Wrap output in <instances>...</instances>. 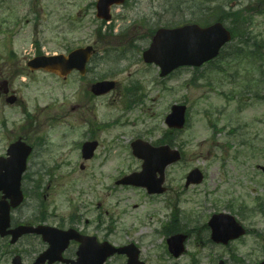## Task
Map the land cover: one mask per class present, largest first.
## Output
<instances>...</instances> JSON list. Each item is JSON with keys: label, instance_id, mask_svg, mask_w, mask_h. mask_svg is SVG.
Returning <instances> with one entry per match:
<instances>
[{"label": "rangeland", "instance_id": "1", "mask_svg": "<svg viewBox=\"0 0 264 264\" xmlns=\"http://www.w3.org/2000/svg\"><path fill=\"white\" fill-rule=\"evenodd\" d=\"M35 1L0 0V69L6 71L9 80L15 81L13 88L19 92V105L24 104V108L34 113L51 99L59 100L55 107L59 111L54 112V109L38 112L35 135L45 134L49 130L52 131L53 140H58L60 135L53 125L60 128V131H65L67 124L73 123L79 132L72 137L77 139L79 133L82 137L86 133V126L92 125L95 120L103 122L114 120L115 117L121 120L117 128L102 134L97 131L92 134L99 138L101 147L90 161L81 158L80 151L71 146L70 139H59V142H55L52 153L48 154L46 150L47 154L43 157L46 162L38 165V168L55 167L60 177L42 179V188L38 189L41 179L28 175L25 194L30 203L21 213L18 212L20 214H16V220L27 222L31 217L34 218L35 208L40 204L35 216L45 212L47 207L51 212H56L55 219H50L49 223L57 226L63 224L60 217L67 220L74 212L75 205L84 202L88 213L80 229L94 233L99 220L97 206L101 204L102 214L108 213L106 219L112 215L113 218L122 220V225H114V243L119 244L127 238H138L142 232L155 235L153 229H144L141 224L149 220L146 216L156 209L160 213L154 218L157 228L167 225L173 218L172 215H175L178 227L185 228L182 232L187 230L196 233L190 234L186 242L188 254L177 261L166 251L168 235L165 231L152 238L148 246L142 244L148 264H219V257L223 255L221 260L236 264L229 258L228 249L206 246L208 231L205 227L211 214L223 211L222 206L227 199L233 198L239 204L246 203L248 207L254 206L253 198L264 200V172L259 168H264V100H256L253 93L243 94V88H236L231 83V78L228 77L234 74L237 64L234 61L217 63L216 67L227 68L226 75L208 68V73L200 78L194 76L197 74L193 71H182L173 79L163 82L158 68L148 66L142 60V53L149 43L144 39L147 37L146 33L159 26H168V22L172 21L171 13L161 3L159 9L152 12L148 10L150 5L147 6L144 0H141L143 11L133 6L127 13L124 8L122 14H126L128 18L138 16L137 22L129 29L130 25H125V20L119 14L121 8L118 7L114 12V33L107 38L110 35L104 34L107 29L103 26L104 35L98 38L96 30L102 24L95 17V8L89 6L96 0H38L37 4ZM229 4V0L208 1V7L219 9L223 6L228 13L242 8L236 7L232 10ZM33 6L35 14L44 23L43 31L38 35L34 32V23L31 20L33 14L25 18ZM152 13L159 16L153 18L155 15ZM145 14H148V18L142 17ZM184 14L187 21H201L189 12L184 11ZM68 17H74L75 29L69 25L64 27ZM16 21L21 22V25L16 27L13 34ZM262 24L263 18H255L254 31L263 32ZM118 34L125 36L117 39ZM37 40L43 42V50L49 55L66 54L67 50L93 45L99 51V67L93 63L88 79L80 85L77 76L63 81L64 84L62 80L46 73H38L31 78L22 77L24 58L30 54L32 44ZM11 51L17 55V59H12ZM121 59L124 60L120 61ZM245 68L242 70L243 75L247 70ZM113 70L116 71L114 76L110 74ZM99 76L105 79L115 77L124 87L132 84H137L140 88L143 86V91L138 93L139 96L144 95L142 104L135 106L128 114L124 113V98L119 93L93 101L92 94L87 90ZM254 76L255 74L251 78ZM210 81L213 82L212 86ZM231 92L235 95L228 100L226 95L232 96ZM239 93L245 97L237 98ZM174 103H185L188 106L189 120L188 127L176 136L173 143L176 148L183 150L184 160L166 170L165 187H168L169 193L157 199L146 197L140 190H108L111 183L114 186L116 178L139 169L141 162L131 157L129 143L137 137H143L152 143L159 142L167 130L165 114ZM239 105L241 110H238ZM23 110L18 106L12 107L6 102H0V130L5 120L11 128L4 136L0 134V155L15 140L16 135L27 136L30 132L27 121H22L23 124L16 121L25 120ZM53 115L56 116V121L52 123L50 118ZM89 121H92L91 124L86 125L85 122ZM152 125L156 126V130L151 136ZM232 129H236V132L229 136ZM30 135H33L32 131ZM110 141H113L114 150L108 147ZM106 150L108 151L105 152ZM64 151L69 155L63 160L60 155H64ZM57 162L60 164H56ZM194 168L205 173V180L200 186L186 189L185 178ZM33 170L36 171V167ZM92 173L95 174L94 177ZM120 199L121 205L118 206L116 200ZM225 212L237 216L229 206ZM237 218L254 232L243 241L235 242L231 248L239 254L236 257L246 261V264H259L264 261V215L242 214ZM86 220L90 221L87 228ZM132 221L138 223L136 229H130ZM255 232L258 234L255 235ZM30 244L29 238L23 239L15 247L0 240V264H11L15 250L29 260L33 254ZM121 262L122 260L116 261V264Z\"/></svg>", "mask_w": 264, "mask_h": 264}, {"label": "water", "instance_id": "2", "mask_svg": "<svg viewBox=\"0 0 264 264\" xmlns=\"http://www.w3.org/2000/svg\"><path fill=\"white\" fill-rule=\"evenodd\" d=\"M122 0H100L98 3V16L99 18H104L106 20L110 19L109 8L114 3H120ZM199 30V29H197ZM189 38L195 39V45L197 46L195 52L190 51L188 47ZM231 40V35L226 31L221 24H216L206 30H199L192 33V29L185 28L181 30H175L172 32L161 31L155 38L154 44L151 50L145 54V59L147 61H152L156 57H161L168 63L171 59L177 64H195L201 65L202 63L211 60L215 57L219 49L228 41ZM92 49L88 48L86 50H77L70 54L69 58L64 56H55L49 58H40L34 62L32 67L34 68H44L50 71H57V67L62 65L65 70H72L77 68L80 71H84L85 65L90 58ZM63 73V72H62ZM112 88L111 84L101 83L97 84L93 88V92L97 95L108 92ZM184 108H176L174 115L168 119L171 127L182 128L184 125L183 120ZM176 119V123L173 121ZM93 149V148H92ZM89 150L90 152L92 151ZM18 146H12L9 155L12 157L9 161L0 159V191H3L7 198L12 199V206L17 207L22 202V194L20 191L21 175L23 172V166L25 157L23 153H18ZM160 154H164V159L161 157L163 163L161 166L158 165L157 160L145 159L144 168L150 169L153 172L160 171L162 173L163 169L180 159V154L178 152H169L168 148H162ZM87 154L85 157L89 158ZM17 155L22 157L18 160ZM17 158V159H16ZM191 181V180H190ZM187 183V186L191 182ZM127 183H132L130 180H126ZM161 180L154 192H161ZM4 203V202H3ZM10 206L2 204L0 208V235L6 236L8 234L13 235V243L19 239L22 235L31 231L29 228L20 227L15 231L8 232L7 229L10 226ZM220 218L214 217L210 225L214 229L213 238L217 242L227 243L231 239L238 238L243 235L244 232L242 228L238 226L235 222L217 223ZM229 221V220H226ZM224 224V225H223ZM35 231V230H34ZM47 232V231H46ZM184 236H178L175 240H170V251L176 256H180L183 251V243L185 241ZM115 253V250L110 248L109 251L105 253H100L97 258L100 261L98 264H102L106 257H109ZM83 255V254H82ZM264 264V263H262Z\"/></svg>", "mask_w": 264, "mask_h": 264}, {"label": "flooded vegetation", "instance_id": "3", "mask_svg": "<svg viewBox=\"0 0 264 264\" xmlns=\"http://www.w3.org/2000/svg\"><path fill=\"white\" fill-rule=\"evenodd\" d=\"M144 1L146 2L147 6L150 5V8L148 10H151V12H152V10L156 11L157 9H159L160 3L164 6L165 10H167L165 4L162 3L160 0H144ZM165 1L170 3L173 6V3H174L173 0H165ZM37 2H38V0L35 1V4H37ZM131 2H133L132 5H130ZM139 3H140L139 0H126V3L124 5V7H125L126 11L129 12L132 9L133 6L138 5ZM137 8H139V7H137ZM180 9H181L180 10L181 13L184 12L181 7H180ZM35 13H36L35 10H33L32 11V14H33L32 21L34 23V32L36 33V35H38L40 32L43 31V24L44 23H42V20ZM152 14L155 15L153 18L159 16L158 14H155V13H152ZM142 17L148 18V14L142 15ZM158 23H160V21ZM147 33H151V32L149 31ZM35 43H37V44H35V46L38 47V48L35 51L33 57L32 58H24L25 59V67H24V72L22 74L27 75V77H29V78H31V76H35L36 74L40 73V71H32L31 69L28 68V63L30 62V60H32L35 57L40 56L41 54L43 55V53H42V49H43L42 43H39V42H35ZM2 81H8L9 83L13 82V80H9L8 79V77L6 75V71H3V70L0 69V83ZM10 88H11V84H9V89ZM11 92L16 94L15 91H11ZM4 100H6V99L4 98ZM28 126L32 127L30 123H28ZM30 132H31V130H30ZM30 132H28L27 136L26 135H20V136L16 135L15 136V141L17 139H22L25 142H30V140L32 139L31 136H30ZM73 133L74 132H72V134ZM29 163H32V161L30 160ZM32 170H33L32 166L29 165V174L31 176H36V174L34 173V170L33 171ZM41 185H42V182L38 183V187L37 188L39 189L41 187ZM39 205H38L37 208H35L36 209L35 214L38 213V211H39ZM35 214H34V218L31 217L29 219V221H27L25 223L29 224L30 226H36V227L39 226V225L56 226V225H53V224L49 223V220L50 219H55L56 216H55V213L51 212L47 207H46L45 212H40L39 213L38 217H36ZM15 221H16V223H24V222H18L17 220H15ZM58 226L59 225H57V227ZM99 231L100 232L101 231L107 232V230H103L101 228H100ZM255 235H257L256 232H255ZM26 238H29L31 240L30 250H31V252L33 254H32V256L30 257L29 260L28 259H24L23 257L22 258H23V260H24V262L26 264H32V263H34L36 261L37 257L40 254H42L43 252H45L48 249V244L46 242H44L43 238L40 237V236L31 235V236H27ZM103 242H105V240H100V243H103ZM110 242H113V241L110 240ZM124 244H128V243L126 241H124ZM116 245H123V241L121 243H119V244H116ZM79 250H80V244L79 243H74V242L71 243L69 248L67 249V251L64 254V258L66 260H69V261H78L79 262V260H80V258H79ZM114 260H116V261L122 260V262L120 264H126L128 259H127L126 256H116L115 258H113L111 260H108L106 264H114ZM116 261H115V264H116ZM144 262L146 263L145 260H144ZM54 264H56V263H54ZM59 264H64V263L61 262ZM147 264H148V262H147Z\"/></svg>", "mask_w": 264, "mask_h": 264}, {"label": "trees", "instance_id": "4", "mask_svg": "<svg viewBox=\"0 0 264 264\" xmlns=\"http://www.w3.org/2000/svg\"><path fill=\"white\" fill-rule=\"evenodd\" d=\"M256 3L257 8L253 16H247L248 18H244L233 14L228 15L234 20L230 29L234 35V42H236L230 47L232 49V54L238 58V61H241L244 64H250L251 66L258 64L264 83V36L262 34L255 36L251 31V28L254 25L253 22H255V15L264 19V0H256ZM249 11H252V9ZM247 27H249V31L245 29Z\"/></svg>", "mask_w": 264, "mask_h": 264}]
</instances>
